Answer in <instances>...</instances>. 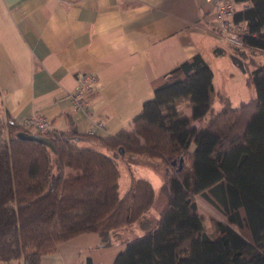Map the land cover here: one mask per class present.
Returning <instances> with one entry per match:
<instances>
[{
	"label": "trees",
	"instance_id": "16d2710c",
	"mask_svg": "<svg viewBox=\"0 0 264 264\" xmlns=\"http://www.w3.org/2000/svg\"><path fill=\"white\" fill-rule=\"evenodd\" d=\"M247 1L235 21L247 29L245 44L264 51V0ZM234 55L244 60L254 98L234 106L196 54L155 79L133 129L114 135H81L69 121L67 130L42 134L51 148L20 139L28 131L0 109V264H40L82 234L107 247L135 224L143 235L127 241L113 264H264V64L239 49ZM186 101L190 116L178 110ZM100 146L118 157L157 159L168 170L157 223L145 218L155 204L152 183L131 177L120 197L117 162L93 150ZM198 195L227 220L216 221L213 234Z\"/></svg>",
	"mask_w": 264,
	"mask_h": 264
},
{
	"label": "crops",
	"instance_id": "0c3cea01",
	"mask_svg": "<svg viewBox=\"0 0 264 264\" xmlns=\"http://www.w3.org/2000/svg\"><path fill=\"white\" fill-rule=\"evenodd\" d=\"M234 51L217 36L209 0H0V109L19 125L42 115L53 130H67L71 121L87 135L93 122H102L95 135H114L133 129L144 102L154 97L155 79L196 54L225 93L211 65L219 63L233 81L241 70ZM80 73L99 78L89 97L92 121L72 107ZM188 104L178 106L185 116L191 115ZM127 241L120 233L103 247L98 235L82 234L40 264H113Z\"/></svg>",
	"mask_w": 264,
	"mask_h": 264
},
{
	"label": "rangeland",
	"instance_id": "374dc122",
	"mask_svg": "<svg viewBox=\"0 0 264 264\" xmlns=\"http://www.w3.org/2000/svg\"><path fill=\"white\" fill-rule=\"evenodd\" d=\"M254 58H258L257 61L260 64H264V54H254ZM211 64V63H210ZM212 68L217 74V84L219 88L222 89L223 94H226L231 98V101L234 106H237L240 102L248 101L251 98L256 96V92L254 89H250L243 84V79L246 78V75L242 73V71H237L236 78L232 81L231 77L226 75V71L222 67H220L219 63H212ZM245 82V81H244ZM214 107L218 110L220 105L216 102ZM79 146H86L87 142L79 141L77 142ZM95 148V147H89ZM99 152L113 158L116 160L118 169L120 171V179H119V194L122 197L130 188L131 177H135L136 179L144 178L149 180L155 191V204L152 209L146 213L145 218L150 223H157L160 214L167 206V201L164 198L161 188L166 184L168 174L167 170L164 169L161 162L157 159L147 158L146 156H136L134 159H129L127 157H114V154L108 149L100 146ZM197 204L200 211V214L203 218V224L205 230L209 234L214 233V223L216 221L226 222L225 216L213 205L207 202L201 195H198ZM152 226V225H151ZM155 226V225H153ZM123 239H128V241H133L139 237V234H143L144 232L138 226V224L133 225L130 228L124 229L120 231Z\"/></svg>",
	"mask_w": 264,
	"mask_h": 264
},
{
	"label": "built area",
	"instance_id": "2783aa9c",
	"mask_svg": "<svg viewBox=\"0 0 264 264\" xmlns=\"http://www.w3.org/2000/svg\"><path fill=\"white\" fill-rule=\"evenodd\" d=\"M213 6L215 17L217 20V36L224 45L239 49L241 51L261 54L263 50L247 46L244 42V36L247 29L242 23L235 21L236 16L247 11L251 7V3L247 0H209ZM99 78L96 74L80 73L76 78V85L70 95L72 107L74 111L85 113L88 119L92 121V107L89 100L90 95L98 88ZM94 128H103L102 122H93ZM51 121L42 115L30 116L22 125L27 133L33 135H42L51 129ZM92 129L88 134H95Z\"/></svg>",
	"mask_w": 264,
	"mask_h": 264
},
{
	"label": "water",
	"instance_id": "95a60500",
	"mask_svg": "<svg viewBox=\"0 0 264 264\" xmlns=\"http://www.w3.org/2000/svg\"><path fill=\"white\" fill-rule=\"evenodd\" d=\"M233 58V63L238 66L243 73H245V69H244V63L241 59H239L238 57H232ZM19 138L22 139V140H26V141H34V142H38V143H41V144H44V145H47L48 147H53L52 145V142L45 136H42V135H33V134H30V133H25V132H22L19 134ZM119 154L120 155H123L124 154V151L122 149L119 150ZM114 157H118L117 154H114ZM135 156L134 155H129V159H134ZM172 165H176V162L174 161L172 163ZM167 174H168V170H167Z\"/></svg>",
	"mask_w": 264,
	"mask_h": 264
}]
</instances>
